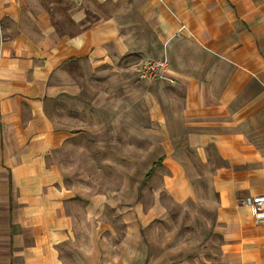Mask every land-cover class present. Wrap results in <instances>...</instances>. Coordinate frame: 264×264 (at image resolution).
Returning <instances> with one entry per match:
<instances>
[{
  "label": "crops",
  "instance_id": "1",
  "mask_svg": "<svg viewBox=\"0 0 264 264\" xmlns=\"http://www.w3.org/2000/svg\"><path fill=\"white\" fill-rule=\"evenodd\" d=\"M163 58L162 79L136 80ZM130 117L155 141L146 177L169 167L171 227L155 207L131 228L125 206L114 246L113 193L66 157L112 150ZM255 196L264 0H0V264H264Z\"/></svg>",
  "mask_w": 264,
  "mask_h": 264
},
{
  "label": "rangeland",
  "instance_id": "2",
  "mask_svg": "<svg viewBox=\"0 0 264 264\" xmlns=\"http://www.w3.org/2000/svg\"><path fill=\"white\" fill-rule=\"evenodd\" d=\"M141 125L138 123V117H130L128 139L125 138L127 135L125 125L123 133L115 130L112 150L109 147V140H97L98 149L93 148L94 141L92 140L90 141L92 151L87 150V153L83 152L82 155L66 157L68 160H72L78 169L74 172L76 178L91 186L92 189H95L94 191H110L113 193V224L116 231L113 238L114 246H119L121 241V229L123 227L121 215L122 212H125V206H129L131 212V221L129 222L131 228L137 229L139 227L138 211L152 216L155 207L163 212L162 216H157L158 219L162 217L163 220H159L161 224L166 228L171 227L169 226V219L171 218L170 209L172 206L167 198L169 167L167 165L157 166L146 177L150 167L159 157L154 154L155 141L153 138L143 139L140 137L143 133L140 128ZM150 135L152 136V134ZM121 136H124V138ZM87 143L89 142L87 141ZM105 144L108 147L101 150V147H104ZM71 151L76 152L79 150L74 148ZM79 168L82 170L79 171ZM154 196L161 197L159 203L153 200ZM127 202L128 204H126ZM140 204L142 206L141 210L138 209ZM158 219L156 220L158 221ZM151 220V225L148 227L150 230L153 227L152 223H154L153 219ZM180 222H185L184 217ZM179 231L185 236L184 227H180ZM197 232L201 233V230L199 228L195 229V233ZM195 237L200 238L196 234Z\"/></svg>",
  "mask_w": 264,
  "mask_h": 264
},
{
  "label": "built area",
  "instance_id": "3",
  "mask_svg": "<svg viewBox=\"0 0 264 264\" xmlns=\"http://www.w3.org/2000/svg\"><path fill=\"white\" fill-rule=\"evenodd\" d=\"M167 69V59L144 60L136 69V80L139 82L154 81L163 78ZM170 82V81H169ZM249 213L258 221H264V196H255L247 203Z\"/></svg>",
  "mask_w": 264,
  "mask_h": 264
}]
</instances>
